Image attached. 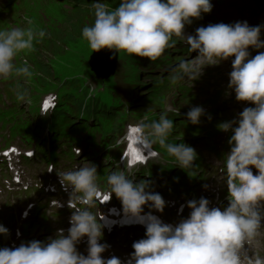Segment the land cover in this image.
<instances>
[{
	"label": "clouds",
	"instance_id": "9594fccd",
	"mask_svg": "<svg viewBox=\"0 0 264 264\" xmlns=\"http://www.w3.org/2000/svg\"><path fill=\"white\" fill-rule=\"evenodd\" d=\"M92 7L94 22L85 25L81 35L93 50H123L155 61L176 45L175 38H181L198 55L176 66L173 82L196 80L207 66L232 58L228 89L235 92L237 101L252 105L233 120L218 124L220 130L231 133L230 151L224 157L228 204L223 208L210 207L205 197L192 199L187 202L191 209L187 218L176 224L166 223L152 213L143 214L145 205L160 212L166 206L160 193L149 190L150 181L137 182L120 170L107 174L106 197L114 194L121 200L125 213L146 228L145 237L132 245V264H244L246 244L252 242L264 224V51L254 56L250 51L264 49V24L220 22L200 26L195 34H187L186 26L194 18L202 19L203 14L212 11V0H120L114 8L95 0ZM36 35L43 37L45 32L24 28L0 30V76L13 72L31 74L30 67L26 63L17 66L15 58L33 47ZM19 98L23 100L25 95L21 93ZM186 115L188 121L198 125L205 110L203 106H194ZM173 128L174 121L166 113L158 120L138 124L146 145L159 144L177 166L191 169L198 153L184 142H170ZM253 166L258 170L256 174ZM57 175L63 188L70 190L68 206L72 215L67 232L58 229L46 241L0 247V264H123L119 257L102 255L109 245L100 242L104 217L98 218L92 211L101 192L97 165L90 163L74 170L57 171ZM51 203L62 207L59 200ZM0 234L9 235L3 224ZM85 237L87 255L77 248ZM249 264H264V258L257 255Z\"/></svg>",
	"mask_w": 264,
	"mask_h": 264
},
{
	"label": "rangeland",
	"instance_id": "374dc122",
	"mask_svg": "<svg viewBox=\"0 0 264 264\" xmlns=\"http://www.w3.org/2000/svg\"><path fill=\"white\" fill-rule=\"evenodd\" d=\"M27 1L29 4L30 0ZM84 2L86 4L82 3V5L78 0L64 2L61 7V14L66 15V19L63 20L62 24H59L61 27L59 30H55L56 28L54 29V27H48L45 16L41 12L29 15L28 11L21 10L14 16L11 15L6 21L5 29L8 26L13 28L18 25L19 28L31 29L36 33L41 30L45 32L43 37L36 35L34 40L37 44L38 58L47 65V71L52 73L53 76L48 77L43 73H39L35 66L29 65L31 74L22 77V88L43 92L48 90L53 82L59 81L68 84L71 88L105 89L111 93L120 94L124 99L133 101L131 114L138 115L139 119L144 122L146 120H158L161 114L166 113L168 115L172 110H179L185 107L186 102L182 101V92L190 84L191 79H178L175 82L172 80V76L175 74L174 69L180 62L192 61L184 55H175V53H170L166 50L155 61L143 57L147 62L142 64V58L121 50L118 55L116 72L105 79L96 77L89 65L93 49L80 34L85 25H91L94 22V8L92 5L95 0H84ZM102 2L106 3L109 8H114L118 6L120 0H102ZM25 5L26 2L24 3ZM66 8L69 10L72 8V11L67 13ZM77 26L78 29L74 30ZM70 33H79L80 35H70ZM150 72L153 75H161L162 79L167 78L169 83L165 90L162 91L160 98L144 104L141 100H143L145 95L141 96L140 94L141 90H145V88L140 89L138 85L149 83L147 81L151 78L146 80V77ZM170 74L171 76L167 77ZM155 81L156 76H154L152 82L155 83ZM45 82H50V85H45ZM49 92H55V90L51 88L46 93ZM137 95L140 97H137ZM139 102L143 103L141 104V109L133 110L134 105ZM28 109L33 113V107L30 106ZM130 118L133 119L135 116L129 115L128 119ZM15 202L20 204L22 200L15 199Z\"/></svg>",
	"mask_w": 264,
	"mask_h": 264
},
{
	"label": "water",
	"instance_id": "95a60500",
	"mask_svg": "<svg viewBox=\"0 0 264 264\" xmlns=\"http://www.w3.org/2000/svg\"><path fill=\"white\" fill-rule=\"evenodd\" d=\"M118 53L114 50L102 49L91 55L89 63L99 77H108L116 70ZM253 171L258 172L253 166Z\"/></svg>",
	"mask_w": 264,
	"mask_h": 264
},
{
	"label": "trees",
	"instance_id": "16d2710c",
	"mask_svg": "<svg viewBox=\"0 0 264 264\" xmlns=\"http://www.w3.org/2000/svg\"><path fill=\"white\" fill-rule=\"evenodd\" d=\"M80 1V4L82 5V3H85L84 0L81 1V0H78ZM86 4V3H85ZM78 29V26L76 28H74V30ZM81 34V33H80ZM79 33H70V35H80Z\"/></svg>",
	"mask_w": 264,
	"mask_h": 264
},
{
	"label": "snow or ice",
	"instance_id": "6c2138e0",
	"mask_svg": "<svg viewBox=\"0 0 264 264\" xmlns=\"http://www.w3.org/2000/svg\"><path fill=\"white\" fill-rule=\"evenodd\" d=\"M104 199H105V200H107V199H108V197H105Z\"/></svg>",
	"mask_w": 264,
	"mask_h": 264
}]
</instances>
